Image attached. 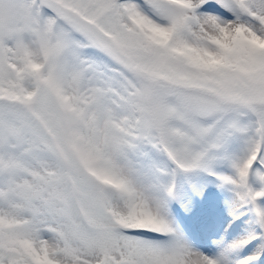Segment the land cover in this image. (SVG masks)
Segmentation results:
<instances>
[{
	"label": "snow or ice",
	"instance_id": "1",
	"mask_svg": "<svg viewBox=\"0 0 264 264\" xmlns=\"http://www.w3.org/2000/svg\"><path fill=\"white\" fill-rule=\"evenodd\" d=\"M0 264H264V0H0Z\"/></svg>",
	"mask_w": 264,
	"mask_h": 264
}]
</instances>
